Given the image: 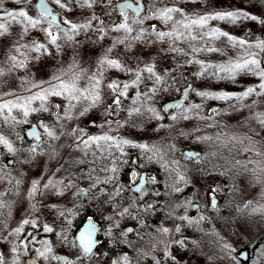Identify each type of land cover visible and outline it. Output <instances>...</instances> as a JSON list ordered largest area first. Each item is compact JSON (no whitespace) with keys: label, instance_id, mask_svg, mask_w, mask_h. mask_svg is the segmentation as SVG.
<instances>
[{"label":"snow or ice","instance_id":"1","mask_svg":"<svg viewBox=\"0 0 264 264\" xmlns=\"http://www.w3.org/2000/svg\"><path fill=\"white\" fill-rule=\"evenodd\" d=\"M11 2L15 6L8 8L6 0H0V44L8 41L0 49V87L6 77L17 71L24 72L25 76L18 79L27 94L15 90L0 92V158H3L0 159V185L5 181L12 185L7 191H0V241L10 245L7 251L0 250V264H21V257L27 254L30 245H40L35 252L43 261L85 264L94 260L97 253L93 250L102 243L96 235L99 231L96 221L89 217L79 234L70 238V217L76 213L73 209L58 208L55 203L43 204L48 196L60 198L70 194L74 198L88 197L101 205H113L112 213L103 217L108 221L105 234L114 242L127 244L136 255L125 252L111 260V264H140L146 258L152 264H178V248L174 245L199 246L196 240L167 239L182 234L184 224L196 225L206 219L204 215L198 220L187 215L192 206L190 198L172 201L174 195L182 194L190 185L195 186L188 176V164L208 177L218 175L234 180L241 171L249 173L252 181L261 185L264 198V110L259 107L264 105V38L253 39L250 33L236 36L211 23L237 25L254 21L264 25V15L242 8L186 10L187 4L204 0ZM81 37L101 48V54L88 68L76 54L83 43ZM106 40L109 43L105 46ZM226 48L234 50L236 55L218 63L200 58L205 53L227 56ZM69 49L72 55L68 62L62 63L48 79L28 78L32 76L31 65L35 62L62 56ZM164 59L171 63L161 67ZM188 66L197 67L191 74L195 80L235 83L238 77L245 76L255 78L257 83L239 92L198 89L181 71ZM193 95L200 102H194ZM165 96L171 97V102L161 103ZM208 100L223 102L227 107L210 108L205 114ZM243 109L249 112L238 125L245 129L243 132L226 131L230 126L217 119ZM89 114L96 117L88 122L96 132L82 126L81 118ZM166 119L170 123H161ZM152 121L157 122L155 132H167L159 141H141L121 133L122 129L143 130ZM182 121L196 123L179 127ZM208 128L217 131L208 134L205 131ZM21 132H26L34 141L26 150L18 146V142L25 141ZM181 140L226 148L229 155L219 151L203 155L194 149L182 151L178 147ZM132 150H136L135 160L131 159ZM25 152V159H20ZM178 152L180 157L176 158ZM242 153L247 155L237 158ZM38 156H47L57 161L58 166L51 176L41 175L30 181L25 190L29 201L26 216L17 226L9 228L12 203L5 197L23 183L22 178L12 175L16 171L12 166L31 163ZM212 157L223 162L212 163ZM129 163L141 169L132 173L137 179L131 187L122 185L119 179L122 167ZM155 165L159 171L153 175L156 169L150 166ZM74 170L84 174L76 176ZM233 170L237 171L233 173ZM82 179L87 181V187L80 186ZM213 183L215 187L206 184L207 204L217 208L218 196L225 189ZM230 190L236 191L234 184ZM125 193L133 195L125 196ZM40 207L55 212L51 222L35 215ZM180 209L184 214H179ZM244 209L264 216V204L249 200L240 211ZM157 213H163L164 220L180 223L169 227L162 220L153 226L148 220ZM58 219L68 227L57 225ZM122 221L135 223L122 227ZM26 227L33 231H26ZM41 231L55 235L56 241L46 237L38 239ZM130 233L135 235V240L127 239ZM55 245L75 250V259L57 254ZM223 250L229 255L235 251L229 243L223 244ZM261 258L264 260V253Z\"/></svg>","mask_w":264,"mask_h":264},{"label":"rangeland","instance_id":"2","mask_svg":"<svg viewBox=\"0 0 264 264\" xmlns=\"http://www.w3.org/2000/svg\"><path fill=\"white\" fill-rule=\"evenodd\" d=\"M6 7L12 8L15 5L11 2V0H6ZM186 10H198V11H213V10H220L223 8H242L245 9L253 14L256 15H264V0H204L203 3H196V4H187ZM213 25L219 24V26L229 31L230 33L236 36H244L246 33L252 34V38L261 37L264 38V25H260L254 21H245L242 24L237 25H229L224 22L213 21L211 22ZM15 30V29H14ZM83 43L81 47L77 51V55L80 59L81 64L88 68L91 66L98 55L101 54V48L99 45L93 44L87 40H84L81 37ZM8 43L7 40L3 41V44H0V49L6 46ZM106 46L109 41L106 40L103 42ZM217 45L220 46V42H217ZM153 52L155 50H152ZM227 56H221L218 53H205L200 58L206 59L208 61L218 63L222 62L227 59L228 56H235L236 52L231 48H226ZM72 53L69 49L64 55L57 56L55 58L46 57L43 58L39 62H35L31 65V72L32 76L28 77L29 79L39 80H46L49 76L55 72L62 63L66 64L70 59ZM147 55V53H146ZM171 63L169 59H164L161 63V67L168 66ZM197 70L196 66H188L181 71L187 73L185 77L188 78V81L192 79L195 83V86L198 89H211L213 91L217 90H227V91H235L239 92L242 91L244 88L254 85L257 83L256 79L253 77H245L241 76L237 78V82L231 81H216V80H195L194 77L191 75L193 72ZM116 75V73H114ZM25 73L17 71L16 73L12 74L11 77H6L3 87H0V92H7L9 90H15L19 94L26 95L27 93L24 92L23 87L21 86L22 82L18 77H24ZM178 95V93H173V96ZM10 98V97H6ZM169 96H165L162 98L161 102ZM194 102H200L198 97L192 96ZM208 105L209 108L212 106H218L219 108H226L227 105L223 102L208 100L206 101L205 105ZM159 106V105H158ZM260 110H264V105H260ZM47 116V114H44ZM99 113L96 114L98 117ZM249 115L247 109H243L241 111L225 114L222 118L217 117L220 119L223 124L229 125V129L226 131H235V132H243L245 129L243 127H239V124H242L245 121V118ZM94 117L92 114L81 118L83 121L82 126H88V122L92 120ZM31 119H34L32 117ZM161 123H170L169 120L162 121ZM196 121L192 122H180L179 127H191L192 124H195ZM157 126L156 121H152L147 123L143 126V130L139 129H122L121 133L124 135H128L129 137H135L141 141H159L162 137L167 135L165 130H161L160 132H155L154 128ZM26 127V126H25ZM17 131H20V128L17 127ZM7 132V128L5 129ZM208 134H214L217 129H205ZM14 138V134L9 133ZM21 135L24 136V132H21ZM22 142H18V146L22 147ZM202 151L203 154H206L209 151H219L222 155L227 156L229 155L228 150L226 148H215L214 146L210 147L206 144H191L187 143L183 140L178 142V147L183 151L186 147H191ZM136 152V150H135ZM7 156L8 154L5 153ZM75 155V153H73ZM176 158L180 157V153H176ZM247 154H240L237 158L243 159ZM25 154L20 155V159H25ZM10 158V157H9ZM3 159V158H0ZM65 160L68 159L67 156L64 157ZM212 163H222L223 161L220 160L218 157L211 158ZM182 163H187V161H182ZM58 166L57 161L48 159L47 156H38L34 161L28 164H20L15 163L12 167L16 169V171L12 172V175L17 179L23 180V183L18 187V189H14L12 193H9L5 199L12 203L11 207V216L8 218L9 228L17 226L18 222L25 218L27 209L29 208V201L26 199V189L28 188L30 181L32 179L38 178L41 175H45V178L52 175V172ZM211 167V164L208 165ZM251 167V166H250ZM157 171H159V166L153 167ZM189 172L188 176L190 177L192 184L195 185L194 187L190 185L189 187L185 188V191L182 194L175 195V198H172V201L175 202L178 199L183 200L185 198H190L193 203H198L199 208L197 211H193L191 207L188 208L187 215L190 217L194 215V219L198 220L201 215L206 217L205 220L200 221L199 224L196 225H187L184 224L182 226V234L177 233L174 237H170L167 239H179L181 236H184L187 241L196 240L198 241L197 246H189L186 248H179V246L174 245V248H178V264H259L261 253H264V216L260 214L251 213L250 209H244V211H240L243 209V205L252 200L254 204H264V198H262V188L261 185L256 184L252 181V177L249 173L240 172L239 175L235 176V179H228L227 177L212 175L202 176L199 172H197L191 164H188ZM237 170H233L235 173ZM20 173H23V177L20 176ZM76 176H81L78 171L74 170ZM160 175L163 176V173L160 172ZM220 184L221 187L225 189L224 192L220 193L218 196L219 203L218 208L213 209L209 204H207L208 196H207V189L206 184H211L215 187V184ZM81 187H87L86 180L79 181ZM233 184L236 187V191L233 192L230 189L232 188ZM12 185L8 184L7 181L4 184L0 185V191H7V189L11 188ZM19 193L18 195L16 193ZM196 193V195H193ZM131 196V195H129ZM164 197H161V200H164ZM43 204H57L58 208H69L73 209L76 213L74 216L70 217L72 219V225L69 229V237H73L76 235V224L79 218L83 213H91L92 217L100 220L103 224L102 234L108 241H110L113 246L119 244V242H114L113 240L109 239L105 234V229L107 227L108 221L104 220L103 217L110 215L113 211V205L103 204L101 205L98 201L92 200L88 197H80L74 198L70 194L66 195L65 197L56 198L53 196H48L42 201ZM4 212H7L8 209H4ZM179 214H184L183 209H180ZM35 215H41L45 222H51L52 217L55 215V212L50 211L48 208L40 207L39 213ZM192 218V217H191ZM164 220L163 213H157L156 216L151 217L148 220V223L152 224L153 226H157L160 222ZM57 225H61L63 227H68L66 222L61 220L56 221ZM134 221H127L121 222L122 227L126 226H133ZM166 226L172 227L173 223H180V221H169L164 220ZM60 228H57L59 231ZM151 229H149L150 231ZM26 231L31 232L33 231L32 228L26 227ZM118 231V230H117ZM48 238L56 241V237L53 234H44L41 233L38 236V239ZM159 239V237H157ZM128 240H135L136 237L133 233L129 234L127 237ZM9 240H12L9 237ZM18 242V241H15ZM229 243L233 246L235 251H233L230 255L223 250V244ZM8 245L6 242L0 241V250L7 251ZM40 247V245L29 246V250L26 255H22L21 257V264H25V260L29 258L31 255H35L41 264H60L58 261H43L42 259L38 258L37 253L35 252V248ZM137 247H140V244L137 243ZM247 249L248 255L247 260L242 261L238 257V253L241 250ZM127 250H129V255L135 257L136 253L133 251L131 247L127 245ZM55 251L60 252L63 254H67L70 256V259H75V250L69 249L66 246L62 245H55ZM118 254L115 256L114 259L121 256L120 250H118ZM106 255V254H104ZM209 257H212L210 260ZM235 257V259H233ZM112 258L110 256H104L101 259H94L92 262L86 261L85 264H111ZM262 260V259H261ZM135 264V262H134ZM140 264H152L150 259H144L140 262Z\"/></svg>","mask_w":264,"mask_h":264},{"label":"flooded vegetation","instance_id":"3","mask_svg":"<svg viewBox=\"0 0 264 264\" xmlns=\"http://www.w3.org/2000/svg\"><path fill=\"white\" fill-rule=\"evenodd\" d=\"M186 75H187V73H185ZM112 75H114V73H112ZM187 80H188V78H187ZM189 82H192V83H194L193 81H192V79H190L189 80ZM194 85H195V83H194ZM176 96H179V93H178V95H176ZM192 98V97H191ZM171 100V97L170 98H167V99H165V100H163L161 103H164V102H167V101H170ZM214 107H217V108H219L218 106H212L211 108H214ZM209 107H208V105L206 104L205 105V114H208V112H209ZM99 116V115H98ZM117 118H119V117H114L113 119H117ZM91 121V120H90ZM88 127H89V130H91V131H93V132H96V131H98L97 129H95L94 127H92L89 123H88ZM24 137H25V132H24ZM131 138V137H130ZM25 139L27 140V144H26V148H25V150L34 142L33 140H29V139H27L26 137H25ZM186 149H195V150H198V149H196V148H194L193 146H191V147H186V148H184L183 149V151H185ZM198 151H200V150H198ZM201 153H202V151H201ZM25 154V153H24ZM130 155H131V159L132 160H135L136 159V152H135V150H132V152L130 153ZM202 155H203V153H202ZM158 165H155V166H150V168H153V167H157ZM136 171H141V169H139L138 168V166H137V164H133V163H129V164H126V165H124L123 167H122V169H121V171H120V173H119V179H120V183L122 184V185H128L129 187H131L132 186V181L133 180H136L137 178L136 177H134L133 175H132V173L133 172H136ZM78 173L79 174H84V173H82V172H80V171H78ZM152 174L153 175H156V172L155 171H152ZM129 195H133V193H125V196H129ZM207 196H208V194H207ZM172 198H175V195L172 197ZM208 198H209V196H208ZM113 208V207H112ZM197 211V210H196ZM90 215L89 216H86L85 218H84V220L86 219V218H88V217H92V214L91 213H89ZM193 219H194V215H192L191 216ZM95 218V217H94ZM84 220H83V222H84ZM98 220V219H97ZM99 221V223H100V226H101V230H100V233H99V236H98V238L102 241V243L101 244H99V245H97V247L94 249V252H96L97 253V255H96V257L94 258V259H101V258H104V256H110V258H112V260L115 258V256L119 253L118 252V250H120L121 251V253L123 252V254L125 253V252H128L129 253V250H127V244H122V243H119V244H117L116 246H113V244H111L110 243V241H108L107 239H106V237H104L103 236V234H102V229H103V224H102V222L100 221V220H98ZM82 222V223H83ZM181 237H183V239H184V236H181ZM180 237V238H181ZM179 238V239H180ZM56 253H60V252H56ZM61 254H63V253H60V255ZM104 254H106V255H104ZM32 256V255H31ZM39 261V260H38Z\"/></svg>","mask_w":264,"mask_h":264},{"label":"water","instance_id":"4","mask_svg":"<svg viewBox=\"0 0 264 264\" xmlns=\"http://www.w3.org/2000/svg\"><path fill=\"white\" fill-rule=\"evenodd\" d=\"M167 102H171V100L170 101H167ZM214 108H217V107H214ZM25 137L27 138V139H29V140H32V138L31 137H29V136H27L26 135V132H25ZM188 150H193V149H186L185 151H188ZM195 150V149H194ZM218 203H219V199H217V208H218ZM191 208H192V210L193 211H196V210H198V208H199V204L198 203H193L192 204V206H191ZM217 208H213V209H217ZM95 221H96V223H97V227H98V229H99V231L97 232V238H98V236H99V233H100V230H101V226H100V223H99V221L96 219V218H94V217H92ZM88 222H89V217L88 218H86L85 220H84V222L82 223V225L80 226V228L76 231V235H78L79 234V232L88 224ZM131 226V225H130ZM131 234V233H130ZM99 239V238H98ZM180 239H183V237H181ZM100 240V239H99ZM94 251V250H93ZM57 254H60V253H57ZM242 254H244V255H242ZM61 255H67V254H61ZM238 257L242 260V261H246L247 260V258L245 259L244 258V256L246 255V257H247V255H248V250L247 249H244V250H241L238 254ZM69 258H70V256L69 255H67ZM25 264H41L39 261H38V259H37V257L35 256V255H32V256H30L29 258H27L26 260H25Z\"/></svg>","mask_w":264,"mask_h":264},{"label":"trees","instance_id":"5","mask_svg":"<svg viewBox=\"0 0 264 264\" xmlns=\"http://www.w3.org/2000/svg\"><path fill=\"white\" fill-rule=\"evenodd\" d=\"M26 144H27V140L25 139V141L22 142L21 145H22L23 147L26 148ZM89 215H90V214H88V213H83V214L81 215V217H80L79 220L77 221L75 231H77V230L80 228V226L82 225V222H83L84 218H85L86 216H89ZM261 259H262V258H260V263H259V264H264V260H261Z\"/></svg>","mask_w":264,"mask_h":264}]
</instances>
